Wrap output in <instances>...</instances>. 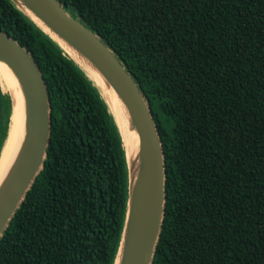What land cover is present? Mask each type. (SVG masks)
<instances>
[{
  "label": "trees",
  "instance_id": "16d2710c",
  "mask_svg": "<svg viewBox=\"0 0 264 264\" xmlns=\"http://www.w3.org/2000/svg\"><path fill=\"white\" fill-rule=\"evenodd\" d=\"M142 94L164 161L150 264H264V0H56ZM0 31L45 84L40 168L0 234V264H112L127 170L99 88L10 0ZM10 99L0 87V151Z\"/></svg>",
  "mask_w": 264,
  "mask_h": 264
},
{
  "label": "water",
  "instance_id": "95a60500",
  "mask_svg": "<svg viewBox=\"0 0 264 264\" xmlns=\"http://www.w3.org/2000/svg\"><path fill=\"white\" fill-rule=\"evenodd\" d=\"M10 1L60 49L63 50L45 28L87 58L91 67L114 88L123 103L138 136L139 163L131 173L125 159L126 213L112 264H150L163 215L164 161L156 126L142 94L102 40L84 24L68 16L58 1ZM71 60L83 71L77 62ZM0 61L7 65L19 83L25 100L27 124L23 144L0 185L1 234L41 166L48 139L49 117L48 96L39 70L29 54L1 31ZM93 84L96 85L95 82Z\"/></svg>",
  "mask_w": 264,
  "mask_h": 264
},
{
  "label": "bare ground",
  "instance_id": "6f19581e",
  "mask_svg": "<svg viewBox=\"0 0 264 264\" xmlns=\"http://www.w3.org/2000/svg\"><path fill=\"white\" fill-rule=\"evenodd\" d=\"M45 29L49 31V33L61 45L64 53L77 62V64H79V66L90 76V79L98 86L99 91L105 99L117 124L125 152L127 166L129 171L132 173L134 168H136L139 163L138 136L131 124L129 115L114 88L105 81L101 74L91 67L87 58H85L78 50L54 32L48 30L47 28ZM86 69H90L91 72L86 71ZM0 87L3 92L8 94L11 102L7 136L0 154L1 185L23 144L27 132V124L24 96L17 79L3 61H0Z\"/></svg>",
  "mask_w": 264,
  "mask_h": 264
},
{
  "label": "rangeland",
  "instance_id": "374dc122",
  "mask_svg": "<svg viewBox=\"0 0 264 264\" xmlns=\"http://www.w3.org/2000/svg\"><path fill=\"white\" fill-rule=\"evenodd\" d=\"M83 71L85 72V70L83 69ZM86 71H88V72H90L89 70H86ZM85 74L87 75L86 77H87V79L90 81V76L85 72Z\"/></svg>",
  "mask_w": 264,
  "mask_h": 264
}]
</instances>
